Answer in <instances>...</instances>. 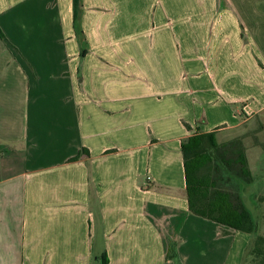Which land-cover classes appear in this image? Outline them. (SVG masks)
I'll return each mask as SVG.
<instances>
[{"label": "crops", "instance_id": "0c3cea01", "mask_svg": "<svg viewBox=\"0 0 264 264\" xmlns=\"http://www.w3.org/2000/svg\"><path fill=\"white\" fill-rule=\"evenodd\" d=\"M166 3L186 18L106 35L73 0H0V264H242L253 235L190 211L181 142L264 131V0Z\"/></svg>", "mask_w": 264, "mask_h": 264}, {"label": "trees", "instance_id": "16d2710c", "mask_svg": "<svg viewBox=\"0 0 264 264\" xmlns=\"http://www.w3.org/2000/svg\"><path fill=\"white\" fill-rule=\"evenodd\" d=\"M78 5L79 0H75L74 24L77 31L80 21ZM0 37L6 39L1 27ZM185 126L191 129L188 123H185ZM217 132L218 129L202 132L196 127V130L181 142L189 209L199 216L252 234L253 238L244 252L242 264H264V234L259 233L258 222L234 190L223 188L224 169L234 170L245 179L250 178L244 140L234 138L219 142ZM85 150L83 148L70 160L79 159L82 153L87 154ZM111 151L113 150L108 152ZM166 257L177 258L176 243L172 240Z\"/></svg>", "mask_w": 264, "mask_h": 264}, {"label": "rangeland", "instance_id": "374dc122", "mask_svg": "<svg viewBox=\"0 0 264 264\" xmlns=\"http://www.w3.org/2000/svg\"><path fill=\"white\" fill-rule=\"evenodd\" d=\"M73 5L75 8V0H73ZM82 8L86 11L91 10L95 15L93 20L103 23V28L100 31L106 35H108L106 24L109 25L110 32L112 29L114 32H118L116 27L126 22L127 26L132 27L138 25L140 21L152 24L159 21L161 15L170 20H184L187 15L186 11H172L173 9L167 3L162 6L161 0H79V17ZM131 30L134 31L133 28ZM234 138L244 140L247 152L251 156V166L264 167V131L258 132L256 124L247 121L236 128L222 130L218 135L220 142H227ZM224 170H227L228 174L224 179L223 188L232 190H236L233 187L237 188L234 193L241 191L242 199L259 224V233L264 234V198L261 200L264 195V186L260 187L264 183V171L255 170L257 175L253 182L247 184L243 182V178L240 179L237 176L236 171Z\"/></svg>", "mask_w": 264, "mask_h": 264}]
</instances>
